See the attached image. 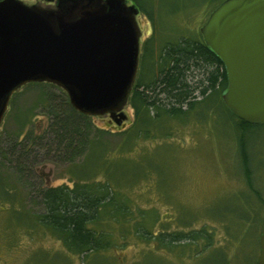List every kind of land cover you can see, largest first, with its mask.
Instances as JSON below:
<instances>
[{
    "label": "rangeland",
    "instance_id": "rangeland-1",
    "mask_svg": "<svg viewBox=\"0 0 264 264\" xmlns=\"http://www.w3.org/2000/svg\"><path fill=\"white\" fill-rule=\"evenodd\" d=\"M20 1L43 7L53 5L45 0ZM222 1L141 0L137 5L140 12L135 17L141 33L135 81L145 69L142 64L146 41L153 37L151 55L155 58L163 42L199 38L209 13ZM43 93L56 102L63 99V94L50 85L19 89L0 124L2 138L16 133V116H27L22 136L45 128L46 108L37 105L40 99L42 103L46 100ZM217 101L213 100L214 107ZM121 113L125 117L119 124L109 114L90 118L91 136L97 129L104 130L100 140L107 147L102 155L107 158L104 167L97 162V169L90 176L104 182L114 169L112 164H118L119 171L127 173L125 177L118 173L110 175L119 196L130 200L132 209L124 226L114 221L108 227L115 246L86 258L72 254L33 217L40 208L34 209L30 184H37V189L48 185L71 187L76 181L74 170L84 168L83 174H88L86 167L91 161H86V153L72 164L55 163L47 159L45 152L39 153L38 163L32 166L37 178L27 183L17 180L20 176L15 173L16 165L4 161L0 153V179L14 188L11 203L6 200L5 186L0 182V264H257L259 223L264 215V125L243 133L249 158V184L238 157L240 132H236V120L222 105L205 112L188 111L179 117L164 116L160 126L148 129V137L133 134L136 117L130 104L126 103ZM128 135L132 138L129 147L121 152L119 148ZM255 191L261 201H257ZM243 213L251 216L249 222L238 218ZM254 213L258 214L257 219ZM153 215L157 216L156 221ZM140 221L153 233L194 231L205 238H198L194 244L159 247L154 241L137 236L132 226Z\"/></svg>",
    "mask_w": 264,
    "mask_h": 264
},
{
    "label": "water",
    "instance_id": "water-1",
    "mask_svg": "<svg viewBox=\"0 0 264 264\" xmlns=\"http://www.w3.org/2000/svg\"><path fill=\"white\" fill-rule=\"evenodd\" d=\"M0 0V124L11 95L27 83L59 86L79 113L116 124L137 72L138 8L126 0ZM222 62L225 107L264 123V0H224L200 28ZM257 264H264V215Z\"/></svg>",
    "mask_w": 264,
    "mask_h": 264
},
{
    "label": "trees",
    "instance_id": "trees-1",
    "mask_svg": "<svg viewBox=\"0 0 264 264\" xmlns=\"http://www.w3.org/2000/svg\"><path fill=\"white\" fill-rule=\"evenodd\" d=\"M130 1L137 7L141 0ZM145 13L151 20V16L147 12ZM151 39L153 37L144 45L145 54L142 67L144 65L146 70L142 69V75L139 80L135 81L126 102L133 108L136 117V127L133 134L142 133L148 137V129H155V127L160 126L164 116L179 117L188 111L205 112L210 109L215 110L217 106L222 105L229 115L236 120V132L237 130L240 132L237 138L238 157L245 178L250 184L247 142L243 133L258 125H264V123H246L235 117L225 107L222 101V93L227 87L224 65L206 46L200 32L199 38L182 37L163 42L155 58L151 55V48H153ZM42 85H50L59 90L63 94L62 101L56 102L47 93H43L46 100L42 103L40 99L37 105L46 108L45 128L43 130L35 129L34 132L22 136L20 132L27 116L24 119H18L19 116H16L18 122L16 133L7 138H2L0 134V153L4 161L16 165L15 173L20 176L17 180L26 181V183L37 178L32 172V166L38 163L39 153L45 152L48 155L52 154L53 157L55 155V158L46 156L48 160L55 163L61 161L69 164L74 163L76 158L86 153V161H91V164L88 162L89 165L86 167L88 174H83L84 168L74 170L73 178H76V181L72 182L71 187L67 185L51 187L48 185L40 186L37 189L35 183L30 184V186L28 184V186L32 190L29 196L34 195V209L40 208L33 214L38 224L56 235L63 247L72 254L84 255V258L91 255L95 256L111 249L116 244L110 228H108L110 223L121 222L122 227L124 226L123 222H126L131 215L130 200L119 196L117 188L110 182L112 173L114 176L118 173L121 177L127 173L120 172L118 164L117 167L112 164L114 169L112 173L108 174L104 182L90 176L93 175L94 169H97V162L103 166V161H107V158H102L107 147L100 140L105 131L97 129L95 134L91 136L90 118L92 116L76 111L69 103L66 93L59 86L45 82H34L27 83L19 89L23 87L40 88ZM19 89L11 95L7 110L12 104L13 96ZM218 96L220 97L219 102L217 101ZM212 97L218 104L215 107ZM191 98L198 100L190 101ZM5 113L7 112L5 111ZM130 136L126 137L128 142L124 141L119 151H124L128 146L127 144H130L132 139ZM100 159L102 163L99 162ZM123 163L126 162L123 161ZM107 169L108 167H105V172ZM0 182L5 186L6 200L12 203L14 188H11L10 183L6 184V181L2 179ZM33 189H35L34 194ZM255 194L257 201H261L257 191ZM246 202L253 204L249 200ZM139 214L141 217L144 213L140 210ZM257 216L258 214L254 213L255 219L258 218ZM143 217L144 215L141 218ZM153 217L156 221L157 216L153 215ZM238 218L249 222L251 216L243 213ZM132 227L140 239L154 241L159 247L178 243L183 245L194 244L198 238H205L201 233L194 231L187 234H167L162 231L153 233L141 221L133 224ZM207 239L206 242H208ZM209 244L208 242L206 245ZM94 259L98 260L96 257Z\"/></svg>",
    "mask_w": 264,
    "mask_h": 264
},
{
    "label": "flooded vegetation",
    "instance_id": "flooded-vegetation-1",
    "mask_svg": "<svg viewBox=\"0 0 264 264\" xmlns=\"http://www.w3.org/2000/svg\"><path fill=\"white\" fill-rule=\"evenodd\" d=\"M127 1V5H128V3H129V5H131V4H133L132 3V1H130V0H126ZM137 8H138V6H137ZM138 11L140 12V10H139V8H138ZM139 12H138V14H139ZM210 14V13H209ZM209 16V15H208ZM208 18V17H207ZM199 32H200V30H199ZM140 43V42H139ZM134 84H135V79H134V83H133V86H134ZM133 86H132V88H133ZM193 100H198V99H194V98H191V100L190 101H193ZM187 111V110H186ZM195 110H192V112H194ZM195 112H197V110L195 111Z\"/></svg>",
    "mask_w": 264,
    "mask_h": 264
},
{
    "label": "bare ground",
    "instance_id": "bare-ground-1",
    "mask_svg": "<svg viewBox=\"0 0 264 264\" xmlns=\"http://www.w3.org/2000/svg\"><path fill=\"white\" fill-rule=\"evenodd\" d=\"M139 58V57H138Z\"/></svg>",
    "mask_w": 264,
    "mask_h": 264
}]
</instances>
